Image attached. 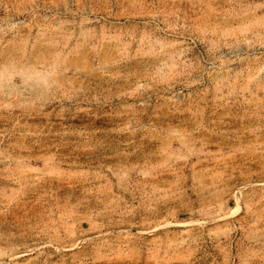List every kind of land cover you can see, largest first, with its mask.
Instances as JSON below:
<instances>
[{"label": "rangeland", "instance_id": "374dc122", "mask_svg": "<svg viewBox=\"0 0 264 264\" xmlns=\"http://www.w3.org/2000/svg\"><path fill=\"white\" fill-rule=\"evenodd\" d=\"M0 264H264V0H0Z\"/></svg>", "mask_w": 264, "mask_h": 264}]
</instances>
